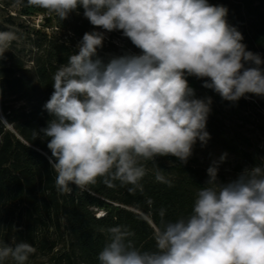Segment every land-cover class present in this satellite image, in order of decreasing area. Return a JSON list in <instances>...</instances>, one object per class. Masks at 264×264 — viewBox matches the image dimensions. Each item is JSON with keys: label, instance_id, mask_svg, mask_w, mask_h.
I'll use <instances>...</instances> for the list:
<instances>
[{"label": "clouds", "instance_id": "clouds-1", "mask_svg": "<svg viewBox=\"0 0 264 264\" xmlns=\"http://www.w3.org/2000/svg\"><path fill=\"white\" fill-rule=\"evenodd\" d=\"M28 4L61 21L82 8L94 28L53 74V92L43 105L51 119L33 129L35 139L47 141L61 193H71V185L84 190L98 178L134 191L147 175L141 161L155 163L156 157L170 155L186 164L197 141L206 146L212 98H197L187 76L204 80V88L226 101L246 94L264 97V59L247 50L223 5L208 0ZM112 32H121L139 53L125 51L105 62L98 51ZM17 39L13 30L0 31V60ZM226 157L207 168L189 216L170 221L166 209L159 210L154 250L137 247L127 226H111L99 264H264V164L221 182L219 165ZM155 179L171 186L160 168ZM35 251L26 241L0 245V264L9 258L27 264Z\"/></svg>", "mask_w": 264, "mask_h": 264}, {"label": "trees", "instance_id": "trees-1", "mask_svg": "<svg viewBox=\"0 0 264 264\" xmlns=\"http://www.w3.org/2000/svg\"><path fill=\"white\" fill-rule=\"evenodd\" d=\"M228 9V23L252 37L250 47L264 49V0H208ZM3 8L14 5L18 14H7L0 21V31L13 30L25 43L12 47L0 60V245L26 241L35 249L27 264H99V252L108 242L107 228L127 226L134 232V243L141 250H154V231L159 224V210L166 209L165 219L175 221L192 212L199 187L207 172L192 162L181 164L174 156L156 157L145 164L147 175L142 187L129 191L131 185L114 182L109 187L98 178L94 185L81 190L71 185V193H61L55 186L56 173L51 169L47 141L35 139L33 129L46 126L51 119L43 109L52 92V76L78 51L76 45L85 32L94 30L83 17V9L60 20L48 10L29 5L28 0H0ZM41 14L42 24L23 30V21L15 16ZM54 26V27H53ZM47 28H50L48 30ZM112 42L105 41L98 55L108 61L115 55ZM29 62V63H28ZM197 98L211 97V113L206 130L211 145L237 157L236 172L261 164L259 144L241 128L248 119L242 108L258 102L264 109V97L246 94L237 102L223 100L204 80L186 77ZM258 135L264 126L254 122ZM46 139V138H44ZM31 145V146H29ZM171 186L157 182L159 168ZM235 179V178H234ZM221 182H228L220 176ZM101 210V211H100ZM98 211H100L98 213ZM3 264H15L10 258Z\"/></svg>", "mask_w": 264, "mask_h": 264}, {"label": "rangeland", "instance_id": "rangeland-1", "mask_svg": "<svg viewBox=\"0 0 264 264\" xmlns=\"http://www.w3.org/2000/svg\"><path fill=\"white\" fill-rule=\"evenodd\" d=\"M7 14H18V9L16 6L11 5L9 7L3 8L0 5V21L4 20L7 16ZM16 22L23 21V30L29 31L30 28L39 27L41 26L43 20L41 14H28V15H18L15 16L14 19ZM54 27V26H53ZM50 30V28H47ZM18 39L12 43V47H19L22 50H25V46L23 39L26 40V38H21L19 35ZM244 39L242 43H244L247 46V50L252 51L253 53L260 54L261 58L264 59V49L257 47V51H254L250 47V41L252 39L250 32L243 36ZM105 41L112 42L116 49L115 55H122L125 51H131L133 53H139V49H136L134 45H132L131 41L127 38L122 36L121 32H112L108 34V37ZM29 63V62H28ZM245 98V97H244ZM247 100H251L250 97L246 95ZM254 104H249L245 108H242V113H245L248 115L247 121L243 122V126L241 127L245 134L248 136H251L253 140H255L259 144L260 152H259V160L261 161V164H264V136L258 135V128H254V122H258V124H261L264 126V109H262L258 102L253 101ZM2 120L4 121V117L0 114ZM227 153V157L223 163L219 165V172H218V178L220 180V176H224L226 180H232L238 176V174L241 172H236L234 170V166L239 161V159L232 154L226 152L225 150L219 148L218 146L211 145L209 142H207L206 146H201V143L197 141V143L193 147V154L191 155L192 162L196 165L207 169L213 162V160H219V157ZM221 181V180H220ZM101 211V210H100ZM98 211V213L100 212Z\"/></svg>", "mask_w": 264, "mask_h": 264}]
</instances>
